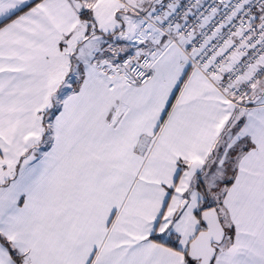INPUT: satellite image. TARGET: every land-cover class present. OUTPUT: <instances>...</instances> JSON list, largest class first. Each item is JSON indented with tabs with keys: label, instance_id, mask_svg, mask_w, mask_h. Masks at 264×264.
Segmentation results:
<instances>
[{
	"label": "snow or ice",
	"instance_id": "snow-or-ice-1",
	"mask_svg": "<svg viewBox=\"0 0 264 264\" xmlns=\"http://www.w3.org/2000/svg\"><path fill=\"white\" fill-rule=\"evenodd\" d=\"M0 264H264V0H0Z\"/></svg>",
	"mask_w": 264,
	"mask_h": 264
}]
</instances>
